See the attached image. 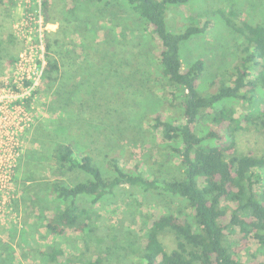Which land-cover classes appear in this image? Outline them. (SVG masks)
I'll use <instances>...</instances> for the list:
<instances>
[{
    "label": "rangeland",
    "instance_id": "obj_1",
    "mask_svg": "<svg viewBox=\"0 0 264 264\" xmlns=\"http://www.w3.org/2000/svg\"><path fill=\"white\" fill-rule=\"evenodd\" d=\"M49 2V22H45L42 0L0 3V84L16 85L21 53L31 55L25 66L36 71L44 65L33 92L24 103H16L24 124L17 135V164L3 194L6 203L0 208V264H67L69 258L80 255L86 241L100 244L110 263L120 259L137 264L121 245H126L129 235L144 239L155 216L175 211L181 201L164 192L123 185L92 207L95 223L84 232L52 235L48 219L62 206L52 194L55 158L51 156L57 144L71 143L77 154L92 155L106 174L113 173L115 158L126 168L139 162L146 174L154 170L169 178L182 175L180 162L162 143L161 129L151 127L157 111L153 109H162L165 97L158 90L160 66L152 29L123 0L109 5L85 0ZM255 19L264 20V0H190L167 10L173 31L208 23L203 34L180 45L184 67L197 59L205 61L202 87L210 79L229 74L233 67L236 43L242 39L233 25L241 27L244 21ZM49 60L58 64L50 87L43 83ZM26 83L21 81V86L26 88ZM241 110L238 104V117ZM242 124L235 153L264 155V135L258 125L253 121ZM86 177L73 170L65 172L64 179L75 184ZM80 201L88 202L85 197ZM238 231L235 227L229 233L233 244ZM160 239L168 251L177 246L169 228L160 233ZM54 242L61 244L64 253L57 263L48 256ZM242 258L264 261V247L252 239Z\"/></svg>",
    "mask_w": 264,
    "mask_h": 264
},
{
    "label": "trees",
    "instance_id": "obj_2",
    "mask_svg": "<svg viewBox=\"0 0 264 264\" xmlns=\"http://www.w3.org/2000/svg\"><path fill=\"white\" fill-rule=\"evenodd\" d=\"M85 1L109 5L113 0ZM123 1L152 29L157 45L153 51L160 66L158 90H163L165 97L162 109H153L157 111L152 114L151 127L161 129L162 143L180 162L182 175L169 178L154 170L146 174L139 162L126 168L115 158L113 173L106 174L92 155L77 154L71 143H59L51 156L55 158L51 187L62 207L48 219L47 228L52 235L61 236L84 232L95 223L92 207L117 188L130 185L143 192H164L181 201L175 211L155 216L144 239L129 235L126 245H121L137 264H264L242 258L252 239L264 247V155L234 151L239 130L244 127L242 122H255L264 135V20H247L241 27L233 25L242 37L236 43L233 69L202 87L205 61L197 59L184 67L180 45L203 34L208 23L173 31L167 21L170 6L180 7L190 0ZM0 3L9 6L12 0ZM42 8L45 22H49V0H42ZM57 71L58 64L49 60L44 86L50 87ZM169 88L171 97L167 95ZM238 104L242 109L239 117ZM165 109L171 111L165 114ZM73 170L82 171L86 179L68 183L65 172ZM82 197L87 204L80 201ZM235 227L239 231L233 244L229 233ZM167 228L177 238V246L170 251L160 239ZM63 254L61 244L54 242L49 261L61 262ZM76 261L129 264L120 259L110 263L104 248L88 241L80 255L69 258L67 264Z\"/></svg>",
    "mask_w": 264,
    "mask_h": 264
},
{
    "label": "built area",
    "instance_id": "obj_3",
    "mask_svg": "<svg viewBox=\"0 0 264 264\" xmlns=\"http://www.w3.org/2000/svg\"><path fill=\"white\" fill-rule=\"evenodd\" d=\"M42 17V11L39 15ZM43 23H40V25ZM41 28V26H40ZM29 56V59L25 57ZM26 60V62L23 61ZM31 60V55L21 53L19 63H16L15 84L9 85L7 83L0 84V208L1 203H6L3 194L4 191L10 187V180L12 178L13 169L16 167L18 155L16 156V149L19 141L17 135L19 134V126L24 124V116L17 109L20 101L24 103L26 98L33 92L35 86L38 84V79L44 69V65L38 67L35 71L25 64ZM19 79L17 80V76ZM33 74V75H32ZM34 74H38L36 77ZM4 80H8L5 77ZM21 81L27 82L26 88L21 86ZM26 124V123H25Z\"/></svg>",
    "mask_w": 264,
    "mask_h": 264
}]
</instances>
